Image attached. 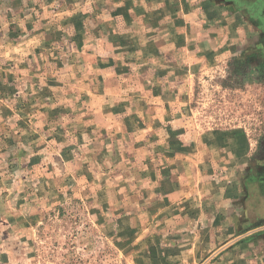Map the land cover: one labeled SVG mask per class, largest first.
<instances>
[{"label": "rangeland", "instance_id": "1", "mask_svg": "<svg viewBox=\"0 0 264 264\" xmlns=\"http://www.w3.org/2000/svg\"><path fill=\"white\" fill-rule=\"evenodd\" d=\"M98 1L0 0L4 264H226L264 233V0H198L241 25L193 57L159 20L112 39Z\"/></svg>", "mask_w": 264, "mask_h": 264}, {"label": "crops", "instance_id": "2", "mask_svg": "<svg viewBox=\"0 0 264 264\" xmlns=\"http://www.w3.org/2000/svg\"><path fill=\"white\" fill-rule=\"evenodd\" d=\"M97 2V1H96ZM99 7L101 9L106 8L109 12L104 15V19H109L112 23H115L110 31V35L112 39L121 40V39H131L136 40L138 39L139 35L143 30L145 33L146 29H150V25L153 24L155 20H159L160 23L163 25H174L170 28L169 31H172L174 37L178 40L179 44L182 47L177 48L178 51L183 52L184 57H186L187 52L191 54L193 57L194 51H188V46L193 48L199 47L201 44H204L205 50L210 48L209 46L215 47L218 40L221 41H230V37L233 39L237 37L238 33H240V25L241 20L239 18H235V24L231 27L230 21L226 19L225 11L221 10V6L215 4L203 5L207 10L211 12L220 13L219 10L222 12L221 16L222 21H220L223 26L224 24H228V27H218L217 30L213 29L215 27L217 21L213 19V16L209 13H206L204 17L201 14V10H198L199 6L196 5L198 0H111L109 3L104 0H99ZM86 4V1H85ZM86 8V7H85ZM17 7H15V12L17 13ZM19 13V12H18ZM17 15V14H16ZM227 15V14H226ZM86 16V14H85ZM88 16V15H87ZM96 14L91 15V20L95 19ZM176 16V18H173ZM75 17V16H74ZM6 18V12L0 13V20ZM76 20L74 21L79 23L83 20V13L76 16ZM97 19V18H96ZM98 20V19H97ZM204 22V24L210 25L209 27L205 26L207 31V35L204 36L205 42H197L194 40L195 35H199V30L197 26L199 25V21ZM100 23L101 20H98ZM159 23V24H160ZM11 24L16 25L15 22ZM200 27L203 26L199 25ZM18 27L14 28L16 34L19 33ZM213 30H212V29ZM121 29V31H119ZM22 31L21 28H19ZM216 30V32H215ZM229 33V35H228ZM80 34V33H78ZM152 34H143V38H152ZM194 40V41H193ZM220 45V44H219ZM178 46V45H177ZM223 46V45H221ZM176 50V51H177ZM240 153L236 154V159L233 160V163L238 164V166H243V163L246 161L243 155L245 154L246 148H239ZM262 186V185H260ZM162 192V191H161ZM234 192L231 196L234 197L237 192L236 190H232ZM165 195V193H162ZM259 199V198H258ZM262 205H264V196L260 198ZM258 205V204H257ZM230 207L229 203H226V206L221 209L225 210L221 214L228 213V208ZM258 206H256L257 209ZM232 208V207H231ZM220 210V211H221ZM3 209L1 207L0 202V264H4L7 261L12 262V260L8 259L7 257V249L9 250L11 246L9 245V241L4 234L8 232L4 224L2 223ZM236 213L231 212L228 213V216L225 217L224 220H230ZM255 220L257 221H264V212H258L255 216ZM230 243L229 245H231ZM9 246V247H8ZM209 246V245H206ZM260 248V251H256ZM239 252L238 257H231V256H224L223 260L226 264H243V263H250V264H264V233L261 235H256L252 237V239L246 240L244 243H241L239 246L235 248ZM234 252V251H233ZM16 253V252H15ZM13 256V255H12ZM16 258L14 259V263L16 262Z\"/></svg>", "mask_w": 264, "mask_h": 264}]
</instances>
